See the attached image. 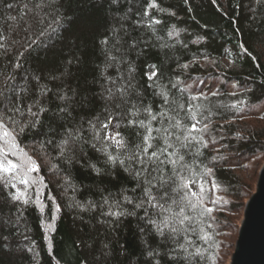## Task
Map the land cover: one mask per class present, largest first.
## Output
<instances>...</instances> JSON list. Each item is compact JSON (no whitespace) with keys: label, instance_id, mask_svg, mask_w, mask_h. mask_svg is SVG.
I'll list each match as a JSON object with an SVG mask.
<instances>
[{"label":"trees","instance_id":"obj_1","mask_svg":"<svg viewBox=\"0 0 264 264\" xmlns=\"http://www.w3.org/2000/svg\"><path fill=\"white\" fill-rule=\"evenodd\" d=\"M262 107L264 0H0V264H224Z\"/></svg>","mask_w":264,"mask_h":264},{"label":"water","instance_id":"obj_2","mask_svg":"<svg viewBox=\"0 0 264 264\" xmlns=\"http://www.w3.org/2000/svg\"><path fill=\"white\" fill-rule=\"evenodd\" d=\"M239 217V231L227 264H264V162Z\"/></svg>","mask_w":264,"mask_h":264},{"label":"snow or ice","instance_id":"obj_3","mask_svg":"<svg viewBox=\"0 0 264 264\" xmlns=\"http://www.w3.org/2000/svg\"><path fill=\"white\" fill-rule=\"evenodd\" d=\"M28 111H29V113H31V115L37 116L36 113H33L31 111V109H29ZM41 111H43V109H41ZM153 119H155V117H153ZM28 123L31 125V127L35 128L36 127V123H38V117H37V121L36 122L29 121ZM25 127H28V124H25L23 127H21L20 131L23 132ZM102 127L107 128V124L103 125ZM0 129L3 130L2 132H0V139H3L4 137H9L10 136V133L5 128V125H4L2 120H0ZM191 130L192 131H196V125L195 124L192 125V129ZM149 133H151V129H149ZM118 136H119V133H116L115 135H113L111 137L106 136L105 139L113 140L114 143L117 145V147H120V146H122V141L117 139ZM149 140H150V135L144 137V141H145L146 147L143 149V152L145 154H148V150L151 147V144L148 143ZM61 143H62V145H64V144H67L68 141L64 140ZM16 147H17V145L15 143V139L12 138L11 148H16ZM61 153H63V147L61 148ZM12 154L15 155V153H12ZM0 155H3L5 157L4 160H0V172L11 173V172H13L14 170H16L18 168L23 169L25 167V165H29L28 171H35L36 170L35 162L32 161L30 157L27 158L26 160H21L20 163H16V162H14L11 159H6V157L8 155V152L6 151V149L4 147H0ZM152 157H156V152H152L151 155L149 156V159H151ZM109 159L113 160L114 157L109 156ZM172 163H176V162L173 161ZM137 175L139 176V173H137ZM22 182L26 183V181H22ZM182 186L185 187V188H188V184L187 183H184ZM153 187H154V185H153ZM200 191H201V193L203 192L202 186L200 188ZM192 194L196 195V193H194V192ZM145 195L148 196L149 202H151L152 200L155 199V197L151 196L150 191L147 188L145 189ZM125 199L128 200L127 197H125ZM128 202L131 203L130 200H128ZM140 206L141 205H137V207H140ZM153 207H160V208L163 209V205H159V204H153ZM209 211H210V209H209ZM109 214L113 215V216L123 215V213H119V212H110ZM185 219H187V217H185ZM165 226H167L166 222H165ZM173 231H175V229H173Z\"/></svg>","mask_w":264,"mask_h":264},{"label":"rangeland","instance_id":"obj_4","mask_svg":"<svg viewBox=\"0 0 264 264\" xmlns=\"http://www.w3.org/2000/svg\"><path fill=\"white\" fill-rule=\"evenodd\" d=\"M261 109H262L261 111H264V107H262ZM250 156L251 157H245L244 161H247V162L244 165V169L242 170V172H240V177H241L243 183H245V185L248 186L249 190L252 189V186H253V183L255 181L258 169L260 168V166L264 162V154H258L256 156L250 155ZM248 160H249V162H248ZM247 200H246V202H247ZM241 213L242 212L237 211V212L231 214L229 217L231 220V226H230V228L226 234L228 236L227 242L232 243L234 246H235L237 236H238L239 217H240ZM232 250L231 251L228 250V252H226V254L224 255L225 256L224 257V259H225L224 264H227Z\"/></svg>","mask_w":264,"mask_h":264}]
</instances>
